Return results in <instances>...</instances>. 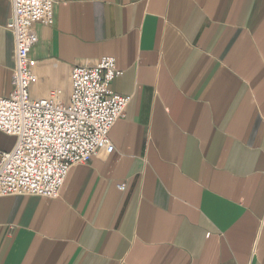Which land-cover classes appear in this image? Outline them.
I'll use <instances>...</instances> for the list:
<instances>
[{"label": "crops", "instance_id": "obj_1", "mask_svg": "<svg viewBox=\"0 0 264 264\" xmlns=\"http://www.w3.org/2000/svg\"><path fill=\"white\" fill-rule=\"evenodd\" d=\"M33 98L115 56L113 153L60 193L0 196V264H264V0H56ZM0 0V97L15 41ZM17 137L0 130L2 152ZM1 162V161H0ZM119 184H125L122 190Z\"/></svg>", "mask_w": 264, "mask_h": 264}, {"label": "built area", "instance_id": "obj_2", "mask_svg": "<svg viewBox=\"0 0 264 264\" xmlns=\"http://www.w3.org/2000/svg\"><path fill=\"white\" fill-rule=\"evenodd\" d=\"M12 15L7 28L15 41L14 89L0 97V130L17 137L16 147L0 157V196L56 197L73 165H84L104 151L113 153L110 132L125 114L131 95L116 93L112 81L124 72L116 57L104 56L94 66H75L67 102L60 89L47 97L33 98L38 80L36 23L48 24L56 0H10ZM125 190V184H119Z\"/></svg>", "mask_w": 264, "mask_h": 264}]
</instances>
